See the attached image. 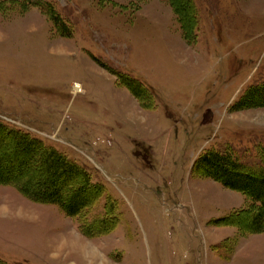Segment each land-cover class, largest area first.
<instances>
[{
    "label": "rangeland",
    "instance_id": "1",
    "mask_svg": "<svg viewBox=\"0 0 264 264\" xmlns=\"http://www.w3.org/2000/svg\"><path fill=\"white\" fill-rule=\"evenodd\" d=\"M12 1L0 0V121L82 166L102 188L88 217L107 221L87 238L0 185V260L264 264V232L224 222L250 201L194 168L208 151L260 164L264 107L233 106L264 83V0H190L187 39L169 0H46L67 36Z\"/></svg>",
    "mask_w": 264,
    "mask_h": 264
},
{
    "label": "trees",
    "instance_id": "2",
    "mask_svg": "<svg viewBox=\"0 0 264 264\" xmlns=\"http://www.w3.org/2000/svg\"><path fill=\"white\" fill-rule=\"evenodd\" d=\"M169 3L178 16L183 36L187 39L188 29L193 26L185 22V19L189 18L191 2L169 0ZM2 4L4 2L0 4V11L3 9ZM11 5L28 9L38 8L46 14L60 34L66 33L60 17L46 0H13ZM99 64L108 71H113L101 62ZM125 83L139 101L140 98H149V108H153L151 91L138 83L133 82L136 85L133 87L125 79L122 80V84ZM141 105L145 104L142 102ZM246 107H264V83L248 88L234 104L233 109ZM194 168L199 176L211 178L250 201V206L232 212L224 222L240 228L244 233L264 232V153L261 154L259 166L250 167L238 161L229 152L208 151L196 160ZM35 169H39L47 177L35 176ZM0 185L15 188L31 201L57 206L64 215L76 221L79 231L87 238L95 237L96 230H100L107 221L105 217H88L102 195V188L91 183L88 172L82 166L69 160L56 149L46 146L41 140L31 137L28 132L9 127L1 121ZM80 193L86 195L83 200L80 199ZM113 224L114 221L111 228L102 233H109L115 225ZM0 264L7 263L0 260Z\"/></svg>",
    "mask_w": 264,
    "mask_h": 264
},
{
    "label": "built area",
    "instance_id": "3",
    "mask_svg": "<svg viewBox=\"0 0 264 264\" xmlns=\"http://www.w3.org/2000/svg\"><path fill=\"white\" fill-rule=\"evenodd\" d=\"M74 88H75L76 90H79V88H78L76 85L74 86Z\"/></svg>",
    "mask_w": 264,
    "mask_h": 264
}]
</instances>
